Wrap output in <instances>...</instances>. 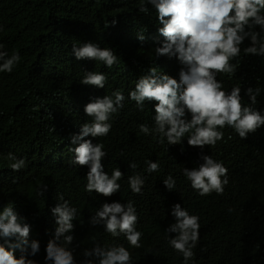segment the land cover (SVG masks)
I'll return each instance as SVG.
<instances>
[{
    "label": "trees",
    "instance_id": "16d2710c",
    "mask_svg": "<svg viewBox=\"0 0 264 264\" xmlns=\"http://www.w3.org/2000/svg\"><path fill=\"white\" fill-rule=\"evenodd\" d=\"M139 8L140 0H0V44L4 45L0 51L21 58L11 73L0 72V209L10 203L16 206L19 216L28 219L32 239L43 244L55 237L56 218L49 206L57 203V197H70L78 207L77 199H83L93 209L99 194L85 191L89 169L70 163L75 157L70 149L81 142L73 143L81 125L92 120L84 106L119 90L124 107L109 121L108 135L84 138L104 144L106 173L119 168L124 174L118 181L119 195L139 210L151 203L166 205L171 199L195 206L202 217L198 247L189 264H264V126L246 139L225 127L223 140L203 149L189 146L187 134L182 143L168 145L166 140L159 143L155 132H140L141 124L154 129L155 110L154 102L146 101L140 111L130 100L135 82L150 68L179 79L182 67L157 66L155 47L164 39L158 32L162 25L151 5L147 12ZM141 33L143 42L138 39ZM87 42L111 48L117 63L108 68L100 61L77 60L72 46ZM249 44L245 40L240 55L231 61L234 75L221 73L217 79L225 91L240 85L242 103L264 116V56L245 55L243 48ZM88 72L104 73V88L81 84ZM248 88L260 89L255 104ZM9 152L25 159L20 171L8 167ZM201 155H210L228 169L222 195L199 197L195 191V197L179 191L190 183L183 169L198 167L203 163ZM148 160L158 162L159 171L148 173ZM130 163L137 167L130 168ZM135 174L145 179L141 194H134L128 184V177ZM169 175L176 181L173 194L164 190L163 180ZM101 198L104 203L117 202L113 196ZM84 214L76 215L75 227ZM144 233L145 241L164 247L157 229L145 228ZM30 252L29 244L24 255L35 264H47L43 254ZM14 255L17 259L22 255L19 247ZM179 257L164 252L157 263L181 264Z\"/></svg>",
    "mask_w": 264,
    "mask_h": 264
},
{
    "label": "clouds",
    "instance_id": "9594fccd",
    "mask_svg": "<svg viewBox=\"0 0 264 264\" xmlns=\"http://www.w3.org/2000/svg\"><path fill=\"white\" fill-rule=\"evenodd\" d=\"M147 5L155 9L158 23L162 25L158 32L164 39L155 47L157 66L182 68L179 79L150 68L148 75L135 82V88L129 92L130 100L140 111L144 110L146 101L154 102L155 110L154 129L141 124L139 131L145 135L155 132L159 143L166 140L168 145L182 143L187 134L189 146L203 149L223 140L225 127L246 139L249 133L264 126V116L242 103L240 85L225 91L217 79L221 73L234 75L235 65L231 61L240 55L245 40L250 42L243 48L245 55L264 56V0H140L139 11L147 12ZM138 39L143 42L145 36L138 34ZM3 48L0 44V49ZM72 48L77 60L100 61L108 68L118 60L111 48H101L97 43L87 42L79 47L74 44ZM20 59L18 53L9 56L6 51H0V72L11 73ZM106 80L102 72H88L80 83L104 88ZM259 92V88L247 89L253 104ZM124 100L119 90L111 96L92 99L84 106L86 116L92 120L83 123L79 135L73 137V143L81 142L70 149L75 153L70 163L88 167L85 191L99 194L97 205L90 209V204L77 199L78 207L70 197H57V203L49 206L50 214L56 218L55 237L44 244L32 239L28 219L19 216L16 206L12 203L3 206L0 209V239L3 240L0 264H35L24 255L29 244L30 254H43L47 264H158L164 252H174L178 257L179 253L181 264L191 263L199 242L201 212L198 215L195 206L175 199L166 205L151 203L139 210L132 200L118 193L121 187L118 181L124 176L122 171L115 168L111 175L104 171L102 159L107 155L104 144L84 139L107 136L112 128L109 121L124 107ZM7 159L11 161L8 165L11 170L20 171L25 167V159H17L11 152ZM201 159L203 163L198 167L183 169L190 183L180 186L179 191L195 197L198 196L195 191L199 197L212 192L222 195L228 183V169L210 155H201ZM146 163L148 173L159 171L158 162ZM129 167L135 169L137 165L130 163ZM144 183L139 174L128 177L134 194L142 193ZM163 184L167 193L177 191L171 175ZM101 195L113 196L117 202L104 203ZM82 212L85 214L75 227L76 215ZM145 228L157 229L164 247L145 241ZM18 247L22 255L17 259L14 250Z\"/></svg>",
    "mask_w": 264,
    "mask_h": 264
}]
</instances>
